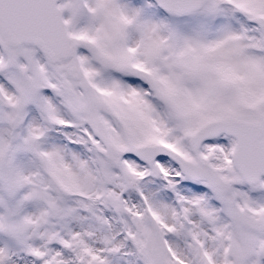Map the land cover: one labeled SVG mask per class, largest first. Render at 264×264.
<instances>
[{"label":"snow or ice","instance_id":"snow-or-ice-1","mask_svg":"<svg viewBox=\"0 0 264 264\" xmlns=\"http://www.w3.org/2000/svg\"><path fill=\"white\" fill-rule=\"evenodd\" d=\"M0 264H264V0H0Z\"/></svg>","mask_w":264,"mask_h":264}]
</instances>
